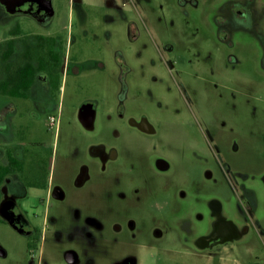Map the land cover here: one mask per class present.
Returning a JSON list of instances; mask_svg holds the SVG:
<instances>
[{"label":"rangeland","instance_id":"374dc122","mask_svg":"<svg viewBox=\"0 0 264 264\" xmlns=\"http://www.w3.org/2000/svg\"><path fill=\"white\" fill-rule=\"evenodd\" d=\"M50 2L46 20L0 3L15 65L36 33L64 47L55 95L37 81L28 98L0 94V110L13 107L0 161L24 137L41 142L49 170L28 163L24 179L12 176L8 197L23 199L35 229L0 221V264H69V249L75 264H264V0ZM86 102L90 126L78 117ZM142 117L153 132L130 122ZM91 147L116 156L103 162ZM221 220L242 237L198 250L194 239Z\"/></svg>","mask_w":264,"mask_h":264},{"label":"flooded vegetation","instance_id":"af4514ba","mask_svg":"<svg viewBox=\"0 0 264 264\" xmlns=\"http://www.w3.org/2000/svg\"><path fill=\"white\" fill-rule=\"evenodd\" d=\"M14 12L27 13V14L35 17L38 20H46V19H48V15H49L45 6L42 4V2H40L38 0L25 1L20 6L16 7ZM36 34H42V33H36ZM45 35H47V34H45ZM53 36L57 37V35H53ZM25 39H27V37ZM27 40L30 41L29 38ZM20 43H21L22 50H23L22 42L20 41ZM55 49L60 51L59 46H56ZM62 59H63V53H62L61 61L57 67V71L59 73V80H60V70H61V66H62ZM52 80L53 79L50 77L49 74H47L44 71H39L36 74L35 80H34L33 84L31 85V87L37 81L45 88V90L47 92H49L50 95H55L56 91L61 86V82L59 81V87L52 88L51 87L52 82H53ZM30 91H31V88H30ZM29 96H30V92H29ZM28 97H26V98H28ZM7 111H13L12 105H8L4 109L0 110V128H3L6 125L7 118H8L7 117ZM81 123L83 124L82 121H81ZM133 125H135V124H133ZM135 126H137V125H135ZM20 141L24 145L19 146L18 145L19 143L14 144V145L13 144L10 145L6 141L3 142L4 144L8 143L9 145H6L7 147L5 148V150L3 152L4 157H3V160L0 161V166H2L3 168L9 169V172L4 174V176L2 177V180L0 182V221L9 224L13 229H15L17 232H19L20 234H22L24 236H32L34 233V229H35V226L31 222V220L29 219V217H31L32 215H31V213L25 211L21 207V202L23 201L22 198L20 200H17V199H14V197L13 198L11 196L8 197L9 186L12 183V180H13L12 176L13 175H19V177L21 179H24V175H22V174L26 169V164H28V163L40 164V165H43L44 167H46L48 170V162L47 163L45 162L42 155L38 151V148L40 147V144H41L40 141H27V142H25L24 137L20 138ZM0 144H2V142H0ZM111 150L112 151L106 152L102 148L91 147V152L99 155L100 158H102L103 162L107 161L109 158H114L116 156L115 150L114 149H111ZM158 160H163V159L159 158ZM158 160L156 162L157 167L161 170L167 169L168 166L166 168H160L158 166ZM160 164H162L161 161H160ZM167 165H168V163H167ZM16 168H19V169H16ZM87 171H88L87 167L81 165V167L79 168V173H77L75 175V178H74V182H75V185L77 187L81 186L83 184L84 176L87 173ZM48 175H49V170H48L47 176ZM77 180H81V182L78 184ZM24 185H26L28 187H32V188H37V187L41 188L40 186H35V184H31V185L24 184ZM60 193H62L61 196H59ZM51 195H52V199H56L58 201H62L67 197L66 191L63 188V186H61L60 184H57V183H55V185L53 186ZM27 196H29V195H27ZM49 202H50V200H49ZM55 211H57V210H55ZM2 213L6 214L9 218L8 219L5 218L2 215ZM132 225L133 224H128L127 228H132L133 227ZM246 229H247V227H244V230H246ZM241 237H242V233L240 232V230L237 228V226L233 222L228 221V220H221V221L214 223V226L208 232H205V233L199 235V237L195 238L193 244L197 249L199 248L198 250L212 249L214 247L218 249L219 246L225 245L229 241L240 239ZM70 250H72V249H69L67 251H70ZM67 251L64 253L65 259H66ZM76 255H77V253H76ZM125 260H126V264H130L131 260H127V258ZM125 260L123 261V264H125ZM66 261L69 264H75L78 261V256H77V260L75 262H69L67 259H66Z\"/></svg>","mask_w":264,"mask_h":264},{"label":"trees","instance_id":"16d2710c","mask_svg":"<svg viewBox=\"0 0 264 264\" xmlns=\"http://www.w3.org/2000/svg\"><path fill=\"white\" fill-rule=\"evenodd\" d=\"M17 26L10 33H18ZM23 50L20 53L22 62L15 65L11 59L14 53L15 39L8 38L0 44V66L3 77L0 78V94L26 98L29 96L31 85L39 71H44L53 79L52 88L59 87V73L57 67L62 58L64 47L60 45L58 38L53 35L36 34L35 41L31 42L23 38L21 40ZM59 46L60 51L55 47ZM19 169V168H16ZM9 169L0 166V182Z\"/></svg>","mask_w":264,"mask_h":264},{"label":"water","instance_id":"95a60500","mask_svg":"<svg viewBox=\"0 0 264 264\" xmlns=\"http://www.w3.org/2000/svg\"><path fill=\"white\" fill-rule=\"evenodd\" d=\"M25 1H28V0H0V3L4 6L6 11L13 13L15 11V8L20 6ZM38 1L42 2V4L47 9L48 14H49L48 18L50 16H52L53 7L51 5L50 0H38ZM94 115H95V108H94L92 103L86 102V103L81 104L79 111H78V116H79V119L83 122V124L85 126H90V124L93 121ZM130 122L132 124L137 125L143 131H146V132H153L154 131L153 126L150 124V122L145 117H142L138 121L135 119H130ZM160 161L162 164H160ZM158 166L160 168H166L168 165H167V162H165L164 160H158ZM80 182H81V180H77L78 184ZM61 195H62V193L59 194V196H61ZM2 215L7 219L9 218L4 213H2ZM66 259L69 262H75L77 260V255L73 250L67 251ZM130 264H132V261L130 262Z\"/></svg>","mask_w":264,"mask_h":264}]
</instances>
